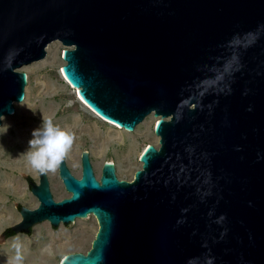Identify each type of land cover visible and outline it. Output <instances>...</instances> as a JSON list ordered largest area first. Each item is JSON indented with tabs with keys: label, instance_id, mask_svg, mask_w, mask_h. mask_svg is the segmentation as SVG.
<instances>
[{
	"label": "water",
	"instance_id": "obj_1",
	"mask_svg": "<svg viewBox=\"0 0 264 264\" xmlns=\"http://www.w3.org/2000/svg\"><path fill=\"white\" fill-rule=\"evenodd\" d=\"M54 41L79 99L127 131L161 116L160 147L132 181L64 158L59 201L25 177L40 204L14 235L93 214L91 249L61 264H264V0H0V127Z\"/></svg>",
	"mask_w": 264,
	"mask_h": 264
},
{
	"label": "rangeland",
	"instance_id": "obj_2",
	"mask_svg": "<svg viewBox=\"0 0 264 264\" xmlns=\"http://www.w3.org/2000/svg\"><path fill=\"white\" fill-rule=\"evenodd\" d=\"M61 41L47 47V56L18 69L28 74L26 97L15 103L14 115L4 116L0 127V236L22 220L18 206L31 209L40 204L31 192L25 177L39 183V171L22 155L28 149L34 129L42 118H52L60 128L75 134V141L66 155L72 173L82 176V153L88 151L98 179L106 162H113L120 180L132 181L143 151L152 144L160 147L155 133L161 118L152 113L134 131H125L92 112L77 96L61 73L66 64L62 52L72 49ZM5 129L7 131L5 132ZM54 198L59 201L71 194L59 176V167L47 172ZM99 230V222L91 214L71 224L54 227L49 221L36 224L30 235L20 233L0 241V264H10L16 255L15 244L21 245L23 264H61L68 254L87 253Z\"/></svg>",
	"mask_w": 264,
	"mask_h": 264
},
{
	"label": "clouds",
	"instance_id": "obj_3",
	"mask_svg": "<svg viewBox=\"0 0 264 264\" xmlns=\"http://www.w3.org/2000/svg\"><path fill=\"white\" fill-rule=\"evenodd\" d=\"M7 129H5V132ZM75 141V134L60 128L52 118L43 119L40 127L34 129L28 142V149L22 153L27 163L44 174L54 172L61 165ZM16 255L10 264H23L21 245L15 244Z\"/></svg>",
	"mask_w": 264,
	"mask_h": 264
},
{
	"label": "bare ground",
	"instance_id": "obj_4",
	"mask_svg": "<svg viewBox=\"0 0 264 264\" xmlns=\"http://www.w3.org/2000/svg\"><path fill=\"white\" fill-rule=\"evenodd\" d=\"M64 77V76H63ZM65 78V77H64ZM66 79V78H65ZM74 89L75 90H77V91H79L76 87H74ZM83 102V101H82ZM84 103V102H83ZM85 104V103H84ZM86 105V104H85ZM87 106V105H86ZM88 107V106H87ZM89 108V107H88ZM92 112H94V114H96L98 117H100L102 120H104V121H106V122H108V123H110V124H113V123H111V122H109V121H107V120H105L104 118H102L100 115H98L95 111H93L91 108H89ZM113 125H115V124H113ZM115 126H117V125H115ZM118 127V126H117ZM118 128H121V127H118ZM122 129H124V128H122ZM126 131V130H125ZM141 161V160H140Z\"/></svg>",
	"mask_w": 264,
	"mask_h": 264
},
{
	"label": "trees",
	"instance_id": "obj_5",
	"mask_svg": "<svg viewBox=\"0 0 264 264\" xmlns=\"http://www.w3.org/2000/svg\"><path fill=\"white\" fill-rule=\"evenodd\" d=\"M4 235L6 237H10V236L14 235V233L11 231V228H9L7 231L4 232Z\"/></svg>",
	"mask_w": 264,
	"mask_h": 264
},
{
	"label": "flooded vegetation",
	"instance_id": "obj_6",
	"mask_svg": "<svg viewBox=\"0 0 264 264\" xmlns=\"http://www.w3.org/2000/svg\"><path fill=\"white\" fill-rule=\"evenodd\" d=\"M13 236H15V235H12V236H10V237H7V238H11V237H13Z\"/></svg>",
	"mask_w": 264,
	"mask_h": 264
}]
</instances>
